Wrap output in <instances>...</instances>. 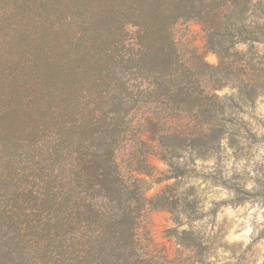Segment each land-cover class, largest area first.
<instances>
[{
    "label": "trees",
    "instance_id": "obj_1",
    "mask_svg": "<svg viewBox=\"0 0 264 264\" xmlns=\"http://www.w3.org/2000/svg\"><path fill=\"white\" fill-rule=\"evenodd\" d=\"M184 23L217 65L179 44ZM262 96L264 0H0V264H176L138 237L148 209L173 208L146 195L137 146L236 205L250 173L224 175L229 133L264 128L241 120ZM196 229L209 264L217 236Z\"/></svg>",
    "mask_w": 264,
    "mask_h": 264
},
{
    "label": "rangeland",
    "instance_id": "obj_2",
    "mask_svg": "<svg viewBox=\"0 0 264 264\" xmlns=\"http://www.w3.org/2000/svg\"><path fill=\"white\" fill-rule=\"evenodd\" d=\"M175 33L180 45H188L196 48L197 51L203 54L205 60L210 53L214 54L216 63H211L208 60L206 61L212 65L218 64V55L205 47L204 32L199 24L184 23L178 25L175 28ZM262 103H264V101H262ZM262 115L264 114L260 113L259 105L255 103L245 108V113L244 116L241 117V120H250L256 123L259 119L264 120ZM245 116L248 117V119H245ZM229 135L232 136H230V142L232 144L228 146V152L229 149L231 150L229 152L232 161L231 171L234 170L241 174L247 173L248 171H246V169L249 166L247 162L252 161L260 146H264V133H244L242 130H238L236 133H229ZM137 157L138 160L144 162L143 172L140 177L146 195L148 197L161 195L169 200V205L173 208V212L167 208H151L142 216L138 229V237L141 246L147 253L156 257L173 260L176 264H198L200 255L195 252L196 248L195 250L192 248V234H187V231L192 230V227L195 226L197 231L199 230L207 236H217L215 243L217 246L216 248L222 247L225 250L231 251L232 256L236 258V264H246L248 255H255L254 245L258 242L260 237H255L252 244H249L248 247L240 253L239 257L236 256V253L240 250L241 244L228 245L226 243H220L224 233V226L228 223V220L227 217H225L222 222L217 224L216 214L222 207L231 205L235 208L236 206L242 205L246 200L259 201L260 199H264V163L256 162L253 167V172L260 176V182L256 181L259 185L257 190L246 195L241 194V196H239L241 202L236 205L226 202L230 201V199L212 201L213 207L208 212H203L201 206L203 200L207 199V196L204 194L209 191V183L212 187L219 186L213 185L212 182H210L211 180L206 181L203 176L196 179H180L174 177L175 172L152 152V147L149 144L139 143L137 146ZM262 159H264V157H262ZM241 160L246 161L244 171H238L236 168V165L239 164ZM159 165H164V167H160ZM211 165L212 163H205L202 167V173L208 174L212 172L213 168L210 167ZM257 175L256 177H258ZM246 177L248 179L253 178L251 174L248 176L246 175ZM193 180H199L205 187L201 188L200 184L190 183ZM185 185L188 186L185 187ZM149 192L152 194L148 195ZM195 194L198 197L197 203L193 201L196 196ZM185 197L186 201L189 203L187 206V214H184V212L178 213V211H182L183 208L181 205L174 206L184 202ZM207 216H211L212 219L205 223V217ZM189 224H193V226H189ZM263 235L264 231L261 232V237H263ZM199 252H201L202 255L207 253L203 248H200ZM215 255L216 251L214 250L211 256ZM217 259H219L218 256Z\"/></svg>",
    "mask_w": 264,
    "mask_h": 264
},
{
    "label": "clouds",
    "instance_id": "obj_3",
    "mask_svg": "<svg viewBox=\"0 0 264 264\" xmlns=\"http://www.w3.org/2000/svg\"><path fill=\"white\" fill-rule=\"evenodd\" d=\"M238 48L244 49L246 45H237ZM211 63H216V58L214 54H209L206 57ZM235 92V89L224 88L222 91L217 93L220 96H223L225 93ZM264 96L260 97L257 100V104L259 105V111L261 114H264ZM248 119V117H244ZM264 118V115H262ZM258 134L260 132H264V128L257 129ZM222 145L227 148V139H223L221 141ZM231 150L229 149V152ZM255 151V150H254ZM264 146H260L259 150L254 155L252 161L247 162L249 166L246 171H248L252 175V179H247V182L244 184V189L248 192H252L259 188V185L256 183V173L253 172V167L256 162L264 163ZM199 161H197V167L199 166ZM246 161L241 160L239 164L236 165L238 171H244ZM160 167H164V165H159ZM227 168L229 169L224 173L226 177H230L232 172L230 169L232 168V161H227ZM210 170V169H208ZM190 183L192 184H200L201 188H204L205 185L202 184L199 180H193ZM188 185H185L187 187ZM209 191L204 195L207 196V199L203 200L201 210L203 212H208L212 207V201H220L224 199L234 198L236 193L234 191L228 190L222 186L212 187L209 183L208 185ZM152 193L149 192L148 195ZM199 195V193H198ZM227 217L228 223L224 226V233L220 243L234 245L241 244L240 250L236 253V256L239 257L240 253L244 251L248 247L249 244H252L253 239L255 237H260L258 242L254 245L255 255L249 254L246 264H264V237H261V232L264 231V199L256 200H246L242 205L236 206L235 208L231 205L227 207H222L216 214L217 224L222 222L224 218ZM211 216L205 217V223L208 220H211ZM186 227V225H185ZM216 255L209 256V264H236V258L232 256L231 251L225 250L222 247H218L215 249ZM217 256L219 259H217Z\"/></svg>",
    "mask_w": 264,
    "mask_h": 264
}]
</instances>
